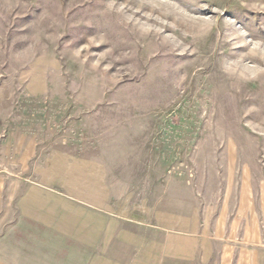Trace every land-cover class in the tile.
<instances>
[{"label": "rangeland", "instance_id": "obj_1", "mask_svg": "<svg viewBox=\"0 0 264 264\" xmlns=\"http://www.w3.org/2000/svg\"><path fill=\"white\" fill-rule=\"evenodd\" d=\"M24 209L70 264H264V0H0V250Z\"/></svg>", "mask_w": 264, "mask_h": 264}, {"label": "crops", "instance_id": "obj_2", "mask_svg": "<svg viewBox=\"0 0 264 264\" xmlns=\"http://www.w3.org/2000/svg\"><path fill=\"white\" fill-rule=\"evenodd\" d=\"M6 127L8 128V126ZM6 140H11L9 135L6 137ZM27 152V150L22 152L24 157H26ZM58 194L62 195L61 192H58ZM65 196L67 199H64V201L70 202V211L73 210L72 201H74V208L77 211L79 199L69 192ZM26 202H28V199L23 203L26 204ZM21 211L22 213L17 215L19 218L17 216V218H14L13 224L7 223V227L9 228L7 230L8 235L14 236V239L9 240L7 238L5 240L6 249L0 250V258H7L9 264H70L73 261L72 250L75 249V246L72 243V238H68L66 233L56 230L58 226L57 222H55L56 218L54 222L46 226L50 228L47 232L45 224L40 221V218L34 217L32 224V218L25 214V209ZM11 214L10 216H13L12 212ZM31 235L34 237L29 239ZM62 235H67V237H62ZM65 238L66 240H63ZM27 242H37L38 246L30 249L26 245ZM0 247H2V243H0Z\"/></svg>", "mask_w": 264, "mask_h": 264}]
</instances>
